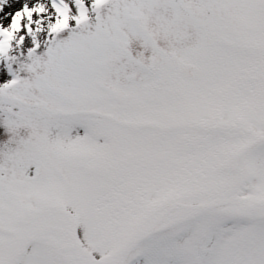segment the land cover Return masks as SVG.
I'll list each match as a JSON object with an SVG mask.
<instances>
[{"label":"snow or ice","instance_id":"1","mask_svg":"<svg viewBox=\"0 0 264 264\" xmlns=\"http://www.w3.org/2000/svg\"><path fill=\"white\" fill-rule=\"evenodd\" d=\"M0 264H264V0H0Z\"/></svg>","mask_w":264,"mask_h":264}]
</instances>
